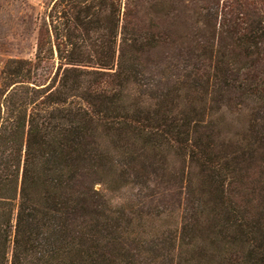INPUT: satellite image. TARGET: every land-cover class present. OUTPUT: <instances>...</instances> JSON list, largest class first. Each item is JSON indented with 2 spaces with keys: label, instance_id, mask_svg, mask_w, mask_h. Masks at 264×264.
I'll return each instance as SVG.
<instances>
[{
  "label": "trees",
  "instance_id": "obj_1",
  "mask_svg": "<svg viewBox=\"0 0 264 264\" xmlns=\"http://www.w3.org/2000/svg\"><path fill=\"white\" fill-rule=\"evenodd\" d=\"M182 9L183 0H50L37 19L34 58L5 62L0 264H264L260 220L249 233L237 223L228 234L205 227L192 212L191 225L162 238L142 219L130 222L127 237L106 230L102 190L95 188L104 186L106 160L122 156L127 140L149 135L152 121L165 130L157 118L168 112L160 96L174 92L149 84L144 60L166 42L161 20L175 19ZM224 19L221 26L231 24ZM156 97L160 103L152 104ZM172 130L178 133L177 126ZM170 139L207 164L204 151ZM210 185L203 202L218 220L224 189L214 180ZM226 209L230 214L233 207ZM112 222L109 227L119 226ZM164 225L170 228L171 218Z\"/></svg>",
  "mask_w": 264,
  "mask_h": 264
},
{
  "label": "rangeland",
  "instance_id": "obj_2",
  "mask_svg": "<svg viewBox=\"0 0 264 264\" xmlns=\"http://www.w3.org/2000/svg\"><path fill=\"white\" fill-rule=\"evenodd\" d=\"M49 3L0 0V71L7 60L34 58L37 19ZM224 16L232 22L223 27ZM176 18L161 20L166 42L144 60L149 84L174 92L160 96L168 108L167 117L157 116L165 120V130L152 121L149 135L127 140L122 156L106 160L105 184L95 188L102 190L106 230L117 238L127 237L137 219L150 226V234L168 236L178 225H191L192 212L205 227L228 234L237 223L249 233L264 221V0H183ZM157 103L156 97L152 104ZM174 125L178 133L170 131ZM170 138L204 151L207 164ZM213 180L225 195L218 220L203 202ZM167 217L170 228L163 226ZM114 220L119 226L109 227Z\"/></svg>",
  "mask_w": 264,
  "mask_h": 264
}]
</instances>
